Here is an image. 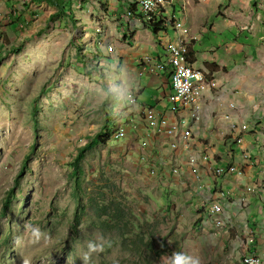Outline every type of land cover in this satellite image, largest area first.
Listing matches in <instances>:
<instances>
[{"label": "rangeland", "instance_id": "rangeland-1", "mask_svg": "<svg viewBox=\"0 0 264 264\" xmlns=\"http://www.w3.org/2000/svg\"><path fill=\"white\" fill-rule=\"evenodd\" d=\"M63 1L64 8L54 0H0V264H83L90 240L103 242L104 251L89 264H139L145 257L151 264H170L175 251L198 256L202 264H247L249 239L264 264V237L247 220V207L256 201L251 193L243 195L230 222L222 191L226 198L216 202L221 211L210 217L214 198L207 191L198 195V184L181 177L176 160L183 149H169L172 162L162 163L164 156L144 144L143 135L140 141L138 118L149 127L143 113L154 108L142 113L124 103L129 92L117 61L137 32L123 18L130 0ZM165 1L162 13L181 24V32L168 39L181 33L186 57L192 47L210 48L225 61L256 47L264 55V0ZM203 72L201 87L207 86L194 122L202 117L212 83ZM170 107L177 116L171 127L178 118L180 125L188 122L190 110L180 114L171 101ZM148 117L157 128L165 125L159 124L161 114ZM236 123L241 134L249 131L244 122ZM105 125L111 129L107 142L86 147ZM191 131L187 143L197 163L190 174L201 182L210 156L195 151ZM174 137L169 144L179 146ZM248 157L236 161L245 165ZM209 168L219 177L215 165ZM238 169L242 173L244 167ZM89 199L122 209L127 231L100 228ZM32 227L39 228V238ZM123 235L150 240L153 248H123Z\"/></svg>", "mask_w": 264, "mask_h": 264}, {"label": "crops", "instance_id": "crops-1", "mask_svg": "<svg viewBox=\"0 0 264 264\" xmlns=\"http://www.w3.org/2000/svg\"><path fill=\"white\" fill-rule=\"evenodd\" d=\"M123 18L128 20L130 30L137 31H133L135 35L133 42L130 46L121 50L123 54L117 59L120 63L121 80L129 92L124 103L131 106V110L139 112L142 110V113L148 107L154 108L151 111L154 115L155 113L159 115L160 111L168 112V115L161 114L160 120L162 122L159 124L160 126L165 124L163 128H170L172 125L171 118H177V116L171 111V100L167 99L170 92L168 72L172 68L169 62L165 61V48L171 47V41L179 42L180 37H176L174 41L172 40L175 38V31L172 28L171 31L154 35L139 16L132 14L129 17L125 12ZM146 27L149 29V33L146 32L148 30ZM168 37L172 38L171 41ZM182 41L184 42L183 38ZM237 42L239 41L237 40ZM209 52L210 48L201 51L192 47V54L189 55L190 63L203 69L212 79L210 87L204 93L203 103L201 102L202 117L199 122L192 124H195L193 129L192 127L189 128L193 132L192 142L195 145V151H206L208 153L210 167L228 163V148L234 135L231 125L235 122V131L237 136L241 137V142L239 145H235V155L232 156L230 164L235 163L240 155L250 156L254 164L251 165L248 162L243 165L237 161L239 167H244L241 175H228L225 178L214 176L209 166H207L205 172L202 173V181L198 182L188 171L184 153H181L180 158L176 161H178V167L184 173V176L181 175V177L191 179L193 185L194 183L198 184L195 190L198 195L203 191H207L208 197L214 198L213 208L221 198H226L223 192L226 193L227 199L223 208L228 218H230V222L241 208L240 200L243 195L246 192L251 193L256 201L255 204H249L247 207V220L248 223L254 222L257 234L264 237V185L259 186L261 176L264 177V55L262 50L256 47L252 50V54L238 58L228 57L229 60L225 61L223 58L218 57L217 53L211 55ZM147 56L150 58H147ZM140 60L144 62L143 66L136 63ZM164 61L165 69L155 67V63ZM206 86L207 84H204L201 87V94H203ZM131 99L134 100L131 101ZM201 99L202 95L200 96ZM171 104L174 110H178L180 114H184L187 110L191 111V105L180 104V107L177 108V103L171 101ZM232 104L234 108L231 107ZM143 117L146 118L148 124L149 117L146 116L145 112ZM141 120L142 118H138L137 127L139 132L145 137V142H150L149 127L144 122L141 123ZM236 122H244L249 131L241 134L239 132L240 125ZM176 123H178V126L180 125L179 118ZM166 134L168 132H163L162 136L167 143L175 139L171 132L169 135ZM177 143L181 146V138H178ZM187 148V153L191 154L187 157L192 168L191 165L197 163L196 156L189 143H187ZM180 150L182 149H178L176 153L179 154ZM169 152L170 150L164 143L159 146V154L161 157L164 156L163 159L160 158L162 163L172 162ZM248 182L252 184L248 186L250 190L244 189ZM198 188H200L199 191ZM218 191L221 193L216 197ZM236 194L238 197H236ZM213 215L214 213H211L210 217ZM249 251H254L252 245H250Z\"/></svg>", "mask_w": 264, "mask_h": 264}, {"label": "built area", "instance_id": "built-area-1", "mask_svg": "<svg viewBox=\"0 0 264 264\" xmlns=\"http://www.w3.org/2000/svg\"><path fill=\"white\" fill-rule=\"evenodd\" d=\"M143 0H130V3H133L137 11L140 13L141 5ZM157 5L155 2L154 7ZM129 9V8H128ZM154 9V8H153ZM153 9L151 11H153ZM132 16L131 11L129 10V17ZM142 18H146V16H141ZM166 20H169L168 17L164 15ZM181 24H173L174 31L181 32L180 29ZM182 34L180 33V41L172 42L171 47L165 48L166 50V59L165 61H175V68L169 69V80H170V92L167 95V99L177 103V108L180 107L181 103H184L185 99V83L189 80L197 78L196 76L190 75L185 71V63H186V55L183 53L182 48ZM165 61L155 63V67L157 69H165ZM134 99H131V101ZM160 114L168 115V112L160 111ZM153 113H148V116H152ZM197 117V107H196V98L194 103L191 104V113L188 116V122L181 124L179 126H172L171 128H157L153 123H148L149 126V134H150V142H143L144 144H152L155 152H159V146L164 143L168 149H183L185 154L186 165L188 167L189 173L192 174V168L189 166V159L187 158V140H186V131L189 127L192 126L194 119ZM231 130H233V140L230 143V147L228 150L231 155H235V145H239L241 142V137L237 136V133L234 130L233 123L231 125ZM162 132H171V134L176 135V138H181V146H174L173 144H168L165 140H162ZM126 133V131H125ZM124 133V134H125ZM137 135L140 137V141L142 142V133L139 132V128H137ZM204 154V151H203ZM203 158V155H201ZM250 159V156H249ZM250 164L253 165L254 162L250 159ZM231 162L225 163L224 165L219 164L216 166V171L220 178H225L228 175H240L239 170L237 169V161L235 163L230 164ZM202 206H207L205 203ZM211 208V207H210ZM212 209V208H211ZM254 239H249V247ZM247 251V258L249 264H255L256 261H252V254L254 251Z\"/></svg>", "mask_w": 264, "mask_h": 264}, {"label": "trees", "instance_id": "trees-1", "mask_svg": "<svg viewBox=\"0 0 264 264\" xmlns=\"http://www.w3.org/2000/svg\"><path fill=\"white\" fill-rule=\"evenodd\" d=\"M146 1L147 0L142 1L141 10L143 11V13L137 12V8L133 3H129L127 5V8H129V10L131 11L133 15L141 17L143 16L142 14H145L146 16H148L149 19L143 18V23L151 30V32L154 35H158L159 33L165 32V31H171V28L173 29V24H175V22L173 20L166 21V19L163 18L165 15L164 13H162L164 6L158 3L156 5V10L154 12H151L150 14H146L144 11ZM54 3L59 5L61 8H64L65 3L63 0H54ZM187 55L189 57L190 51H189V54L187 53ZM168 62L171 68L174 69L175 66L170 61ZM110 134H111L110 127H108L107 125L103 126L101 133H96L90 137V141L86 144V147H93L97 143H102V144L106 143L110 137ZM73 173L74 174L77 173V160H75L73 164ZM88 202L99 220L100 228H103L109 231H112V230H116V231L121 230V232L127 231L126 228L128 226V223L124 221L125 216H124V212L122 211V209L116 207L114 204H111V203L99 204L93 201L92 199H89ZM103 216L106 218L101 219V217ZM74 219L76 222H78L79 216L76 215ZM123 236L124 237L121 240V244L123 248H133V250L137 251L139 249V246L141 245V246L146 247L145 248V250H147L146 253H149L150 250H152L153 248L151 241L144 240L143 237L139 236L135 239H129L125 237V235ZM139 264H151V262L149 258L145 257L144 261Z\"/></svg>", "mask_w": 264, "mask_h": 264}, {"label": "bare ground", "instance_id": "bare-ground-1", "mask_svg": "<svg viewBox=\"0 0 264 264\" xmlns=\"http://www.w3.org/2000/svg\"><path fill=\"white\" fill-rule=\"evenodd\" d=\"M155 2H157V4L159 3V4L163 5L164 8H165L166 2L164 0H147L145 8H144V11H145L146 14H150L151 12H154L156 10V6L154 7ZM152 9H153V11H151ZM182 38H183V36H182ZM182 48H183V53L186 55V48L184 46V42L183 41H182ZM170 62L175 66V61H170ZM185 71L188 72L192 76H196L197 78L189 80V81H187L185 83V99H184V103H181V104L191 105V104L194 103V100L196 98L197 117L194 120H196V119L198 120L199 119V117H198V115H199L198 114V112H199L198 104H199L200 96L202 95L200 93V91H201V83L206 80V75L204 74V72H203V70L201 68L195 67L192 63H190L187 60V58H186V63H185ZM153 123H155V122H153ZM233 124H234V130H235V122ZM186 140H187V131H186ZM237 169H238V164H237ZM239 173L241 175L240 170H239ZM220 211H221V206L219 204H217V205L214 206V208H212V212L211 213L215 214V213H218ZM246 259H247V264H249L248 258H246ZM252 261H256L255 264H262V260H261L260 255L257 254L255 251L252 254Z\"/></svg>", "mask_w": 264, "mask_h": 264}, {"label": "clouds", "instance_id": "clouds-1", "mask_svg": "<svg viewBox=\"0 0 264 264\" xmlns=\"http://www.w3.org/2000/svg\"><path fill=\"white\" fill-rule=\"evenodd\" d=\"M33 236L39 238L40 230L37 227L31 229ZM163 246V245H162ZM104 251V244L101 241H88L87 251L82 255L81 259L83 264H89L91 257L94 254H99ZM170 264H202L201 259L198 256L189 255L183 252L175 251L169 258Z\"/></svg>", "mask_w": 264, "mask_h": 264}]
</instances>
